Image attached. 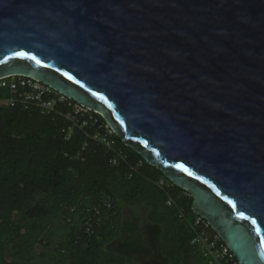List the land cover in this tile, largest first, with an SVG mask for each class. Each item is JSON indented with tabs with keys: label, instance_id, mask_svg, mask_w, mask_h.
Instances as JSON below:
<instances>
[{
	"label": "water",
	"instance_id": "water-1",
	"mask_svg": "<svg viewBox=\"0 0 264 264\" xmlns=\"http://www.w3.org/2000/svg\"><path fill=\"white\" fill-rule=\"evenodd\" d=\"M11 75L101 114L264 264V0H0Z\"/></svg>",
	"mask_w": 264,
	"mask_h": 264
},
{
	"label": "trees",
	"instance_id": "trees-1",
	"mask_svg": "<svg viewBox=\"0 0 264 264\" xmlns=\"http://www.w3.org/2000/svg\"><path fill=\"white\" fill-rule=\"evenodd\" d=\"M17 93L0 85V264H127L109 247L124 230V206L141 208L153 232L157 257L136 264H209L202 239L224 243L193 212L190 194L109 131L101 114L55 90L46 98L62 99L49 113L3 102Z\"/></svg>",
	"mask_w": 264,
	"mask_h": 264
},
{
	"label": "built area",
	"instance_id": "built-area-1",
	"mask_svg": "<svg viewBox=\"0 0 264 264\" xmlns=\"http://www.w3.org/2000/svg\"><path fill=\"white\" fill-rule=\"evenodd\" d=\"M17 76H22V75H17ZM5 79H8V80L5 81ZM6 84H8V86L12 89L14 93L15 92L17 93V90L19 88H21L23 91L18 90L16 98L5 99L3 100L4 103L13 104L14 102H20V103H23L24 105H34L42 113H49L50 111H52V107H53L55 100L62 99V95H58L56 99L46 98L48 94L53 93V89L41 83L40 81H37L29 77H27V79L23 77L15 78V75L1 77L0 85H6ZM78 109L84 110L83 106ZM99 140L104 142L106 145H109L111 143V140L110 141L107 140L104 136H100ZM159 183H162V181L160 180ZM102 204L108 207L109 206L108 198H105L102 201ZM94 209H96V207L92 208L93 211ZM71 211H73V208L70 209V212ZM90 212H91V209L88 208L81 222V225L85 226L86 231L90 230L89 223L92 220ZM198 220L199 219H196L195 222H197ZM197 239L201 240L202 238H197ZM216 240H217V236H214L213 240H210L209 242L206 239H202V242L205 243L204 244V256L208 257L209 264H212L214 262L223 263V264H234V261H233L234 255L232 254V252L229 250V248L226 245L224 244L218 245Z\"/></svg>",
	"mask_w": 264,
	"mask_h": 264
},
{
	"label": "rangeland",
	"instance_id": "rangeland-1",
	"mask_svg": "<svg viewBox=\"0 0 264 264\" xmlns=\"http://www.w3.org/2000/svg\"><path fill=\"white\" fill-rule=\"evenodd\" d=\"M122 226L124 230L109 247L124 253L127 257V264H136L137 260L157 257L152 243L153 232L141 208L124 206Z\"/></svg>",
	"mask_w": 264,
	"mask_h": 264
},
{
	"label": "snow or ice",
	"instance_id": "snow-or-ice-1",
	"mask_svg": "<svg viewBox=\"0 0 264 264\" xmlns=\"http://www.w3.org/2000/svg\"><path fill=\"white\" fill-rule=\"evenodd\" d=\"M229 203H231V202H229ZM241 215H243V214H241Z\"/></svg>",
	"mask_w": 264,
	"mask_h": 264
}]
</instances>
